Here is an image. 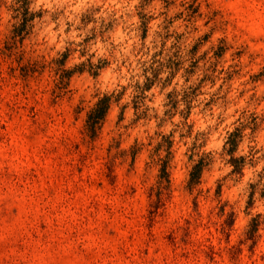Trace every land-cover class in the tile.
<instances>
[{"label":"rangeland","instance_id":"1","mask_svg":"<svg viewBox=\"0 0 264 264\" xmlns=\"http://www.w3.org/2000/svg\"><path fill=\"white\" fill-rule=\"evenodd\" d=\"M0 264H264V0H0Z\"/></svg>","mask_w":264,"mask_h":264},{"label":"trees","instance_id":"2","mask_svg":"<svg viewBox=\"0 0 264 264\" xmlns=\"http://www.w3.org/2000/svg\"><path fill=\"white\" fill-rule=\"evenodd\" d=\"M108 101H109V96H106V95L98 100V102L96 103V106L89 112V115H88L89 122L91 121V123L95 125L98 122V120H100L104 116L109 106ZM199 171H200V167L198 165H195L191 172V177H192L191 179H195V178L197 179ZM161 172L163 173L164 176L167 175V172L165 170V165L162 166ZM257 225L258 223H254V224L252 223L251 229L249 230V236L251 237L254 236V232L257 229Z\"/></svg>","mask_w":264,"mask_h":264}]
</instances>
